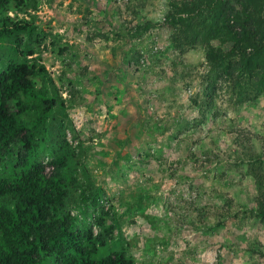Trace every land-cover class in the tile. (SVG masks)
I'll use <instances>...</instances> for the list:
<instances>
[{"label": "rangeland", "instance_id": "rangeland-1", "mask_svg": "<svg viewBox=\"0 0 264 264\" xmlns=\"http://www.w3.org/2000/svg\"><path fill=\"white\" fill-rule=\"evenodd\" d=\"M195 3L43 0L31 13L68 105L64 137L79 174L101 189L98 209L116 220L113 243L133 264H264L254 214L264 205V45L250 56L259 82L239 94L234 82L213 83L206 43H171L180 27L170 16ZM255 6L263 18L264 0ZM209 44L231 42L216 34Z\"/></svg>", "mask_w": 264, "mask_h": 264}, {"label": "trees", "instance_id": "trees-1", "mask_svg": "<svg viewBox=\"0 0 264 264\" xmlns=\"http://www.w3.org/2000/svg\"><path fill=\"white\" fill-rule=\"evenodd\" d=\"M41 1L0 0V264H133L113 243L116 220L98 209L101 189L79 174L80 156L64 137L68 105L41 62L47 35L31 13ZM194 1L170 16L180 27L171 43L183 50L180 39H201L207 78L234 82L239 94L259 80L250 64L264 45L257 0H234L239 14L227 0ZM151 26H136V36ZM216 34L229 38L226 51L209 44ZM254 214L264 218L262 202Z\"/></svg>", "mask_w": 264, "mask_h": 264}]
</instances>
